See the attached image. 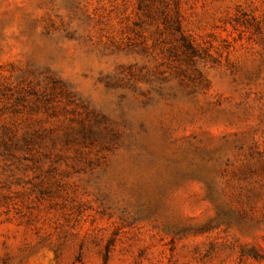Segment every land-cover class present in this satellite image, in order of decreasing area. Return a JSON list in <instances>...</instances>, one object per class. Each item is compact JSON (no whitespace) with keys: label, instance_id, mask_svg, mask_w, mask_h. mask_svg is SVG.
Returning <instances> with one entry per match:
<instances>
[{"label":"rangeland","instance_id":"1","mask_svg":"<svg viewBox=\"0 0 264 264\" xmlns=\"http://www.w3.org/2000/svg\"><path fill=\"white\" fill-rule=\"evenodd\" d=\"M0 264H264V0H0Z\"/></svg>","mask_w":264,"mask_h":264}]
</instances>
